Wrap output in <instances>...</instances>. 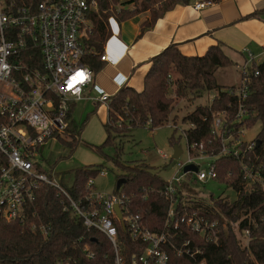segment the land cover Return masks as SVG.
I'll return each instance as SVG.
<instances>
[{
    "label": "trees",
    "instance_id": "1",
    "mask_svg": "<svg viewBox=\"0 0 264 264\" xmlns=\"http://www.w3.org/2000/svg\"><path fill=\"white\" fill-rule=\"evenodd\" d=\"M26 5H37L41 0H23ZM99 8L91 14L92 28L88 34L86 46L92 49L86 58V64L94 76L102 69L100 61L106 43L112 36L109 18L115 17L121 24L138 15H147L140 26L138 38L154 26L156 21L178 5H188L191 0H98ZM217 3L219 0H208ZM121 8L115 12L112 6ZM256 14L248 16L254 17ZM151 65L144 78L142 91L137 92L129 86H123L107 101V119L103 124L105 140L99 146H90L103 156L101 165L81 166L73 170L70 185L60 186L70 198L81 206L87 207L89 190L88 180L96 178L105 169V162L112 163L122 171L119 189L113 193L121 196L131 215L139 216L150 231L160 233L168 228L169 240L174 247L165 248L168 254L166 264H264V190L259 183L251 188L243 181L240 163L252 173H260L264 181V58L259 64H253L247 76V97L244 102L248 117L237 123V101L228 94L230 87L223 89L216 83L214 70L232 63L220 45L211 46L202 56L182 55L176 45H169L150 60ZM26 63V61H25ZM32 66V65H31ZM34 68L41 67V59L36 53ZM255 72L258 74L255 75ZM172 77V83L169 82ZM216 92L211 103L197 106L182 117L181 123L188 124L185 131L188 144L203 146L206 155H217L220 144L213 139L211 122L213 117L224 115L223 131L238 137L240 127L252 128L260 122L261 128L255 136L259 145L253 150L239 155L219 156L213 163L216 171L215 181L235 193V199L227 197L212 200V206L202 202L188 201L193 209L210 221H216L217 241L202 238L189 227L181 224L173 228L174 220L167 224L169 201L164 198V180L144 163L123 164L120 159L123 142L118 138H128L133 129L147 128L155 130L174 124L176 117L170 118L179 100L192 101L203 94ZM75 104L70 110L72 117ZM97 109V107H96ZM78 127L72 119L69 126V139L59 138V144L73 153L81 142ZM176 130L169 138L173 147ZM227 136V135H226ZM231 142H229L230 144ZM241 150L243 147L240 148ZM111 150L112 155L105 154ZM61 197L47 185H40L32 207L35 222L49 229L46 236L31 232L19 222H6L0 217V264H113V251L109 242L99 232L83 226L80 218L62 204ZM191 203V204H190ZM180 205V204H178ZM248 230L250 238L244 247L238 233ZM122 256L125 264H133V258L140 256L145 244L133 241L118 230ZM189 242L191 250L199 251L193 258L178 256L177 250Z\"/></svg>",
    "mask_w": 264,
    "mask_h": 264
},
{
    "label": "built area",
    "instance_id": "2",
    "mask_svg": "<svg viewBox=\"0 0 264 264\" xmlns=\"http://www.w3.org/2000/svg\"><path fill=\"white\" fill-rule=\"evenodd\" d=\"M211 4L212 1L208 0H191L188 6L194 11H201ZM98 8V0H41L34 6L26 5L23 0H0V217L6 222H19L31 232L46 236L49 229L35 222V215L32 214L37 190L44 184L55 190L62 198V204L67 206L65 209L80 218L84 227L105 237L113 251V264H125L119 229L127 238L145 244L143 253L133 258V264H166L168 254L165 248L174 247L169 240L168 228L160 233L152 232L139 216L128 213L121 196L115 193L93 194L94 179L87 182L89 205L83 208L70 198L59 182H54L50 176L38 170L39 161L36 158L39 149L53 142L59 144V138L69 139L73 104L91 101L97 110L102 106L108 109L109 97L105 94L97 98L88 96L94 74L85 62L92 52L86 46V41L92 28L91 14L96 13ZM108 22L110 25L115 21L110 17ZM38 51L41 67L34 68ZM100 61H107L104 53ZM259 63L260 60L246 53V60L240 67V85L227 91L237 101V123L248 117L244 106L247 76L250 67ZM224 123V115L212 118L211 134L220 144L219 154L212 156L203 153L202 145L188 144L183 131L186 160L180 162L179 157L175 174L164 181L163 196L169 201L167 224L175 219L174 229L183 224L213 242L217 241V222L205 218L198 209L189 205L190 201H195L189 195L185 196L184 188L188 181L215 180L213 163L217 157L233 156L239 159L242 152L253 151L257 147L255 138L250 142L241 140L246 127H240L238 137H233L223 131ZM173 128L177 129L175 125ZM156 153L162 160H172L161 150ZM204 160H208L207 173L195 165L196 161ZM239 163L245 185L251 188L259 183L264 190L260 173H252L247 166ZM188 165L196 166L197 171L184 172ZM99 175L105 176V170ZM116 205L120 217L115 213ZM238 238L247 247L249 231H241ZM183 248L177 250L178 256L196 260L199 251L191 250L189 242H185ZM197 264L205 262L199 261Z\"/></svg>",
    "mask_w": 264,
    "mask_h": 264
},
{
    "label": "crops",
    "instance_id": "3",
    "mask_svg": "<svg viewBox=\"0 0 264 264\" xmlns=\"http://www.w3.org/2000/svg\"><path fill=\"white\" fill-rule=\"evenodd\" d=\"M252 14L256 15L248 18ZM146 18L138 15L110 24L112 36L103 51L107 61L94 76L89 97H111L123 86L142 91L150 60L172 44L187 57L202 56L211 46L220 45L239 69L248 52L257 60L264 58V0H219L201 11L178 5L138 38ZM98 110L105 112V122L107 109Z\"/></svg>",
    "mask_w": 264,
    "mask_h": 264
},
{
    "label": "rangeland",
    "instance_id": "4",
    "mask_svg": "<svg viewBox=\"0 0 264 264\" xmlns=\"http://www.w3.org/2000/svg\"><path fill=\"white\" fill-rule=\"evenodd\" d=\"M112 7L115 12H119L121 9L119 5ZM112 19L117 23L115 17H112ZM214 78L216 83L223 89L237 88L241 82V70L236 67L235 63H232L228 67L216 68L214 70ZM168 79L170 83L173 82L172 77ZM92 95L95 96L96 93L94 92ZM215 95L216 92H210L192 101L179 100L170 116V118L176 117L174 124L169 123L152 131L147 128H137L131 131L128 138H118V141L123 142L120 154L121 162L125 165L144 163L158 174L162 180H169L177 170V160H162L156 151L161 150L171 157L173 150L169 143V138L174 132L173 125H175L177 129L174 139L177 146L182 150L179 161L184 162L186 160V141L183 131L189 129V125L182 124L181 119L186 113L193 111L195 107L209 105ZM104 118L105 112L97 110L92 102H78L74 107L72 119L78 127L82 128L80 133L81 142L73 153H70L69 150L56 142L44 145L39 149L38 157L36 158L39 161L38 170L50 176L51 180L56 183L59 182V178L62 176V183L70 185L74 169L81 166L101 165L104 163L103 156H100L91 147L84 145L99 146L104 142L106 137L103 128ZM260 128V122L256 123L252 128H244L241 140L243 142L252 141L259 133ZM105 154L112 155V151L106 150ZM207 164L208 160L195 162V165L205 173L208 172ZM104 166L106 175H98L94 178L93 194L110 195L113 191L119 189L122 171L114 167L112 163L105 162ZM193 177L195 179V176ZM187 187L184 188L185 196L189 195L195 202H202L209 206H212V200L214 199L226 197L230 201L235 199V193L231 189L220 185L215 180H207L205 182L188 181Z\"/></svg>",
    "mask_w": 264,
    "mask_h": 264
},
{
    "label": "water",
    "instance_id": "5",
    "mask_svg": "<svg viewBox=\"0 0 264 264\" xmlns=\"http://www.w3.org/2000/svg\"><path fill=\"white\" fill-rule=\"evenodd\" d=\"M259 145V142H257V146ZM172 156H171V159L172 160H178V158L181 156L182 154V150L177 146V145H174L172 147ZM197 171V168L196 166L194 165H188L184 168V172H196ZM114 210H115V213L118 217H120V210H119V207L116 205L114 207Z\"/></svg>",
    "mask_w": 264,
    "mask_h": 264
},
{
    "label": "snow or ice",
    "instance_id": "6",
    "mask_svg": "<svg viewBox=\"0 0 264 264\" xmlns=\"http://www.w3.org/2000/svg\"><path fill=\"white\" fill-rule=\"evenodd\" d=\"M78 75H82V74H78Z\"/></svg>",
    "mask_w": 264,
    "mask_h": 264
}]
</instances>
